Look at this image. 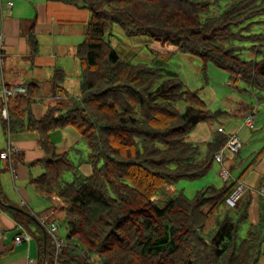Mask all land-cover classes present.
I'll return each mask as SVG.
<instances>
[{"label":"trees","instance_id":"trees-1","mask_svg":"<svg viewBox=\"0 0 264 264\" xmlns=\"http://www.w3.org/2000/svg\"><path fill=\"white\" fill-rule=\"evenodd\" d=\"M67 1L91 13L77 47L81 96L57 98L38 120L28 88L26 95L4 101L8 118L2 116L10 133L40 135L46 156L30 167L44 172L32 181L46 199L62 201L69 229L59 264H260L263 197L259 222L253 224L246 195L237 207L226 204L233 186L208 185L192 198L172 189L210 171L229 137L216 132L199 159L202 149L189 135L226 111L212 109L200 90L188 88L168 67V55L151 64L126 60L110 36L115 27L128 36L147 34L228 70L232 81L263 97L264 32L252 28L264 16V0ZM214 7L220 12L212 14ZM30 35L35 54L38 42ZM67 126L80 133L83 148L59 154L49 133ZM242 224L249 225L244 238ZM45 253L42 264H50L54 247Z\"/></svg>","mask_w":264,"mask_h":264},{"label":"crops","instance_id":"crops-1","mask_svg":"<svg viewBox=\"0 0 264 264\" xmlns=\"http://www.w3.org/2000/svg\"><path fill=\"white\" fill-rule=\"evenodd\" d=\"M90 18L87 8L67 0H0V35L4 38V61L0 62V198L4 203H0V264H42L47 246L53 244L47 228L51 221L59 222V215H63L62 201L46 199L32 181L44 172L41 166L30 167L46 156L39 133H10L4 124L2 116L6 106L2 87L24 85L34 91L32 111L38 120L56 104L59 95L62 99L81 96L82 73L77 47L84 41ZM31 33L38 42L35 54L30 42ZM208 105L212 106L211 103ZM255 113L252 127L243 126L226 111L218 120L199 123L189 135V141L198 144L204 156L208 143L218 131L229 139L233 134L241 138L242 147L237 155L229 152L227 144L217 152H223L225 157L220 162L215 155L214 162L218 165L215 167L213 162L209 171L212 170L211 177L204 180L211 183L215 179L214 184L207 185L219 188L237 187L243 183L246 196L251 199L249 220L253 224L259 222V201L264 198V152L257 157L264 149V137L257 133L249 140L251 134L245 129L262 124L264 131V115L259 119L260 115ZM80 138V133L72 126L49 133L59 154L76 147ZM246 140L253 145L250 154L245 155L247 163H235L244 153ZM10 143L18 147V153L11 161L2 157ZM83 169L87 174L91 173L90 165H83ZM224 169L229 171L230 177L227 182L223 178L222 183L220 177H223ZM11 205L26 213L10 208ZM18 225H22L30 236L20 244L16 242L21 234ZM260 264H264V255Z\"/></svg>","mask_w":264,"mask_h":264},{"label":"rangeland","instance_id":"rangeland-1","mask_svg":"<svg viewBox=\"0 0 264 264\" xmlns=\"http://www.w3.org/2000/svg\"><path fill=\"white\" fill-rule=\"evenodd\" d=\"M220 10L219 7H214L212 14H217ZM257 20L261 22L254 23L252 28L253 33L264 32V16ZM110 39L112 45L126 60L151 64L154 62L155 58H161L163 55H168V67L170 70L178 73L188 88L192 90H200L201 97L208 102V104H212V109H223L228 111L229 114H231L233 118L243 126H245V120L251 113L257 112V115H260L259 119H262L264 115V96L258 97L253 93L245 91L247 85L244 82L232 81L230 79L231 74L228 70L219 68L212 62L206 64L200 57L180 52L172 45L153 41L147 34L128 36L125 35L119 27H115ZM245 45L250 47L251 43L246 42ZM244 55L247 58L253 57L250 56L249 52H244ZM236 84H238L241 90L235 88ZM215 97H217V100H215ZM260 122L261 121H259V123ZM262 126V124L260 126L258 124L254 129L246 126V131L251 134L249 140L254 138L257 133L264 137ZM249 140H246L245 142L242 157L239 160L237 159L235 163L238 161L240 163H247L245 155L250 154V151L253 150V145H249ZM76 148H83L82 143L76 144ZM72 153L75 154L77 151H72ZM203 155L204 154L201 153L199 159H202ZM217 165L218 164L214 162V166L216 167ZM211 172H209L208 176L205 175L196 180L182 179L175 184L174 189L183 191L189 198H192L199 189L208 186V182L207 180H204V178L208 177V179H210ZM218 177L220 176L218 175ZM213 181H215V179ZM213 181L208 184H214ZM220 181L223 183L222 176L220 177ZM58 219L60 220V235L66 237L69 231L68 223L63 215H59ZM248 228V224H242L239 230V236L242 238L246 237ZM51 246L54 247L53 244H51ZM48 258L50 264H55L52 255H49Z\"/></svg>","mask_w":264,"mask_h":264},{"label":"built area","instance_id":"built-area-1","mask_svg":"<svg viewBox=\"0 0 264 264\" xmlns=\"http://www.w3.org/2000/svg\"><path fill=\"white\" fill-rule=\"evenodd\" d=\"M4 38L3 35H0V62L2 63L4 61ZM2 92L4 94L5 101H7L11 97H15L19 94L26 95L28 93V88L24 85H17L13 87H9L7 85H4L2 87ZM58 99H61L62 96L59 95L57 97ZM255 114H251L246 118L245 124L249 127H252L254 125V116ZM3 116L4 118H8V109L7 107L3 110ZM221 131H224L223 129H220ZM242 147V140L237 134H233L228 143H227V149L229 152L233 155H237V153L240 151ZM18 153V147L14 145L13 143H10L8 147L2 152V157L4 159H8L11 161L12 157L14 154ZM224 153L219 152L216 155V159L218 161H222L224 158ZM13 174H15L13 172ZM224 180L227 182L230 173L226 169L223 170L222 172ZM247 192V189L243 183H239L237 187L233 190V192L227 197L226 203L230 207H237L240 201L245 197ZM59 227L60 223L56 220L51 221L47 230L48 233L52 239V243L54 245V250H55V256H54V263L59 264L58 262V257L59 254L63 251L65 247V239L63 236L60 235L59 233ZM18 230L21 232V234L18 236L16 242L17 244L22 243L23 241H27L30 239V236L23 230L22 225L17 226Z\"/></svg>","mask_w":264,"mask_h":264},{"label":"water","instance_id":"water-1","mask_svg":"<svg viewBox=\"0 0 264 264\" xmlns=\"http://www.w3.org/2000/svg\"><path fill=\"white\" fill-rule=\"evenodd\" d=\"M0 203L4 204L1 198H0ZM9 207L12 208V209H14V210L20 211L22 213H26L24 210H22V209H20L18 207H15V206H12V205L9 206Z\"/></svg>","mask_w":264,"mask_h":264}]
</instances>
